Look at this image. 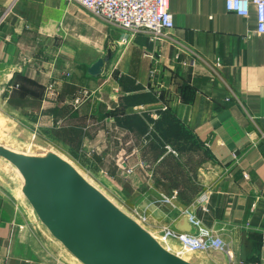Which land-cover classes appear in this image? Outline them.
<instances>
[{"label": "crops", "instance_id": "crops-1", "mask_svg": "<svg viewBox=\"0 0 264 264\" xmlns=\"http://www.w3.org/2000/svg\"><path fill=\"white\" fill-rule=\"evenodd\" d=\"M225 1L169 0L174 28L164 40L141 32L123 44V30L77 3L0 0V144L39 138L104 176L113 140L139 170L129 185L146 194L149 232L197 234L182 213L188 208L232 254L192 251L193 264H264V34L255 32V6L245 17ZM217 59L222 66L214 68ZM176 145L203 155L198 189L158 203L163 191L143 180L149 170L141 162H187ZM205 191L208 211L194 204ZM0 264H74L1 175Z\"/></svg>", "mask_w": 264, "mask_h": 264}, {"label": "water", "instance_id": "water-1", "mask_svg": "<svg viewBox=\"0 0 264 264\" xmlns=\"http://www.w3.org/2000/svg\"><path fill=\"white\" fill-rule=\"evenodd\" d=\"M103 60L91 66L96 76ZM22 174L40 220L84 264H193L167 250L60 156H30L0 144ZM188 228V227H186Z\"/></svg>", "mask_w": 264, "mask_h": 264}, {"label": "rangeland", "instance_id": "rangeland-1", "mask_svg": "<svg viewBox=\"0 0 264 264\" xmlns=\"http://www.w3.org/2000/svg\"><path fill=\"white\" fill-rule=\"evenodd\" d=\"M14 140L10 142V144H2L6 146L7 148L21 153L25 155L30 156H49L52 154L60 156L62 159L67 161L70 165H72L78 173L86 180L88 181L92 186H94L96 189H98L104 196H106L114 205H116L121 211H123L128 216L135 218L134 216V210L138 209L142 213L147 215L148 220V213L149 211L145 208V206L149 205L146 203L148 199H145V193L144 192H135L133 187L129 185L132 179H135L134 174L137 173L134 172V164L130 159L123 158L121 161H125V164H122L121 161L118 160V157H120L123 153H118L117 151V145L114 144L113 140L111 141V150L109 149L108 153V168L107 174L104 176H95L92 173H90L87 168H85L82 164L79 162H76L69 158V156L65 153L64 150L61 148H58L56 146L47 144L39 138L36 139H30V138H19L15 137ZM126 148L131 147L125 146ZM176 149L179 150V152L187 158V162H184V160L179 161L178 159H174L173 157L170 158V160H166L165 162L155 164L156 162L151 160L150 163L147 161L141 162L143 166L149 170V173H143L141 177L143 180L148 182V179H153L155 183H159L160 188L162 189V193H157L156 195L158 199H155V201L158 200V203L163 202L162 198L163 196L174 198L175 203L178 202V199L182 198H192L196 195V191L198 189V186L196 185L197 182V171H196V165H198L202 161V154H192V153H186L185 150L182 152L180 151V146H175ZM155 152H158L159 150L154 149ZM177 151V150H176ZM122 156V155H121ZM187 163V166L190 169L191 173H186L185 168H183V165ZM128 168H133L132 172H128ZM142 169V167L140 168ZM144 170V169H143ZM153 172V173H152ZM152 174V176H151ZM170 174V175H166ZM0 175L1 177L9 182L14 187H19V190L21 191L22 197L26 200V202L29 204L31 210H34L33 206L25 196L23 192V187L25 185V180L18 170V168L11 163L6 158L0 156ZM154 176V177H153ZM124 182V184H123ZM146 182L143 183V185L140 184V186L145 190ZM123 185H122V184ZM175 187L176 189L180 188L178 192H173L170 194V189ZM187 189L185 192H181L184 189ZM206 192V191H205ZM136 200H139L137 203ZM153 201V202H155ZM142 205V206H141ZM36 216L37 213L35 212ZM146 223L142 225L144 228H146ZM151 233V232H150ZM158 236H154L167 250L170 252L180 256L181 258L193 263L187 256L191 252H184L182 251V247L179 244L173 243L171 239H169L167 242L161 240L162 234H157ZM57 249L59 253H62L65 258L72 261L74 264H84L81 260H79L66 246L59 241L57 238H55Z\"/></svg>", "mask_w": 264, "mask_h": 264}, {"label": "built area", "instance_id": "built-area-1", "mask_svg": "<svg viewBox=\"0 0 264 264\" xmlns=\"http://www.w3.org/2000/svg\"><path fill=\"white\" fill-rule=\"evenodd\" d=\"M77 3L88 10L95 17L100 18L106 23L116 26L123 30L121 38L123 44L130 43L139 33L147 32L151 41H162L169 31L174 28L173 14L169 9V0H68ZM226 8L229 11L236 12L241 16H249L251 6L256 8L257 28L256 33L264 34V0H226ZM220 59L213 64L214 68L221 67ZM155 69L152 71L154 77ZM79 103V99H76ZM163 110L168 109L165 104ZM169 147V146H167ZM170 148V147H169ZM125 158L123 155L118 157L121 161ZM125 164V161H121ZM130 173L133 168H128ZM209 192H202L196 198L195 205L203 211H208ZM174 198L163 196L162 201L171 203ZM187 216L189 222L197 227L198 233L192 234L185 231H176L170 227H165L161 240L167 242L175 238L180 242L182 251L192 252L196 250L207 251L210 249L225 252L232 258L229 245L214 231L204 226L202 220L198 218L190 209L182 210ZM135 220L144 225L147 222V215L140 210H134Z\"/></svg>", "mask_w": 264, "mask_h": 264}]
</instances>
